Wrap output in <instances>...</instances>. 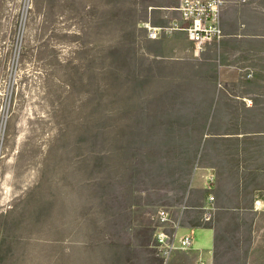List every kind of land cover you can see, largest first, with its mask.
Masks as SVG:
<instances>
[{
  "label": "rangeland",
  "instance_id": "obj_1",
  "mask_svg": "<svg viewBox=\"0 0 264 264\" xmlns=\"http://www.w3.org/2000/svg\"><path fill=\"white\" fill-rule=\"evenodd\" d=\"M240 1L264 34V0ZM141 5L0 0V226L34 246L22 264L141 262L151 215L155 234L188 180L195 140L151 113L174 64L144 59ZM256 230L264 264V213ZM10 248L0 237V264Z\"/></svg>",
  "mask_w": 264,
  "mask_h": 264
},
{
  "label": "crops",
  "instance_id": "obj_2",
  "mask_svg": "<svg viewBox=\"0 0 264 264\" xmlns=\"http://www.w3.org/2000/svg\"><path fill=\"white\" fill-rule=\"evenodd\" d=\"M180 2L141 0L140 24L183 23ZM243 9L240 0H223L224 35L200 50L183 30L144 35L145 60L174 64L173 71H165L173 78L153 85L151 97L165 99L151 113L174 123L167 136L195 140L180 196L159 206L170 210L179 234L193 235L194 245L164 258L154 246L153 212L137 264H262L256 229L264 213V34L244 30ZM149 71L144 68L146 75ZM209 175L212 189L205 186ZM206 207L209 220H204Z\"/></svg>",
  "mask_w": 264,
  "mask_h": 264
},
{
  "label": "built area",
  "instance_id": "obj_3",
  "mask_svg": "<svg viewBox=\"0 0 264 264\" xmlns=\"http://www.w3.org/2000/svg\"><path fill=\"white\" fill-rule=\"evenodd\" d=\"M223 0H181L178 7L183 23L173 21L167 26L146 25L147 34L151 38L161 37L176 30L186 31L193 41L196 50L206 45L219 42L224 31L221 23ZM213 178L207 177L206 188L212 189ZM210 200L214 199L210 195ZM204 220L210 219V210L205 208ZM179 225L174 220L170 210L160 207L157 212V226L155 229V246L159 253L168 258L178 249H190L194 245V237L190 232L178 233Z\"/></svg>",
  "mask_w": 264,
  "mask_h": 264
},
{
  "label": "bare ground",
  "instance_id": "obj_4",
  "mask_svg": "<svg viewBox=\"0 0 264 264\" xmlns=\"http://www.w3.org/2000/svg\"><path fill=\"white\" fill-rule=\"evenodd\" d=\"M0 216H2V215H0ZM43 223L47 226V228H49V224L51 222H50L49 218L46 217L45 219H43ZM11 224H12V222H11ZM15 225L16 226L21 225V219L20 218L16 221ZM25 232H27V231L24 229V233ZM48 235L49 234H47V236ZM2 236H3V241H9V244L11 245L10 252L7 254V256H9V255L12 256L11 259L8 258L9 264H22L23 260H26V259L32 257V252H34V246L31 249V251H28V249L26 248L25 249L26 253H23L21 251V237H22L21 232H16L15 230L11 229L10 227H9L8 232H7V229L5 226L4 227L0 226V237H2Z\"/></svg>",
  "mask_w": 264,
  "mask_h": 264
}]
</instances>
